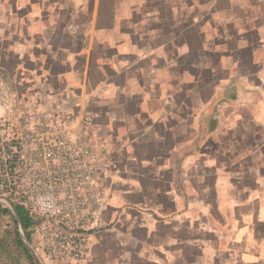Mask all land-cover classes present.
<instances>
[{
  "label": "crops",
  "instance_id": "1",
  "mask_svg": "<svg viewBox=\"0 0 264 264\" xmlns=\"http://www.w3.org/2000/svg\"><path fill=\"white\" fill-rule=\"evenodd\" d=\"M29 106L98 167L83 264H264V0H0Z\"/></svg>",
  "mask_w": 264,
  "mask_h": 264
},
{
  "label": "built area",
  "instance_id": "2",
  "mask_svg": "<svg viewBox=\"0 0 264 264\" xmlns=\"http://www.w3.org/2000/svg\"><path fill=\"white\" fill-rule=\"evenodd\" d=\"M97 173L87 143L63 113L29 106L0 116V197L29 214L34 249L51 264L85 262Z\"/></svg>",
  "mask_w": 264,
  "mask_h": 264
},
{
  "label": "trees",
  "instance_id": "3",
  "mask_svg": "<svg viewBox=\"0 0 264 264\" xmlns=\"http://www.w3.org/2000/svg\"><path fill=\"white\" fill-rule=\"evenodd\" d=\"M15 209L17 211L18 219L20 221V225H21V228L23 230V233H24L26 239L29 242H31L29 231L33 226V222H32L33 220L22 207L15 205ZM1 214L10 215V212L6 207L0 205V215ZM11 246L14 248V250L16 252H18L20 255L24 256L26 258V260L29 262V264H34V262L32 261L30 255L28 254L24 245L20 241L16 232L14 233V238L12 239L10 245L5 241L4 237L0 236V254H4L6 257H8L10 264L12 262H13V264H17L15 261L14 255H12V253L10 251ZM20 255H18V257Z\"/></svg>",
  "mask_w": 264,
  "mask_h": 264
},
{
  "label": "rangeland",
  "instance_id": "4",
  "mask_svg": "<svg viewBox=\"0 0 264 264\" xmlns=\"http://www.w3.org/2000/svg\"><path fill=\"white\" fill-rule=\"evenodd\" d=\"M0 205L6 207L2 203H0ZM15 232L17 233L12 215L11 214L10 215L1 214L0 215V236L4 237L5 241L9 245L11 244V241L14 238V233ZM29 232H30V238H31L30 244L34 248L32 237H31V233H32L31 229H30ZM10 251H11L12 255H14L15 261H16L17 264H29V262L26 260V258L24 256L20 255L18 252H16L12 246H11ZM36 254L39 257V259L41 261V264H48V262L46 260H44V258L42 256H40V254L38 252H36ZM18 255H20V256L18 257ZM85 262H86V260H85ZM0 264H10V261H9L8 257H6L4 254H0ZM11 264H13V262ZM34 264H35V262H34Z\"/></svg>",
  "mask_w": 264,
  "mask_h": 264
},
{
  "label": "water",
  "instance_id": "5",
  "mask_svg": "<svg viewBox=\"0 0 264 264\" xmlns=\"http://www.w3.org/2000/svg\"><path fill=\"white\" fill-rule=\"evenodd\" d=\"M0 203L4 204L7 207V209L9 210L10 214L12 215L18 237H19L20 241L22 242V244L24 245L27 252L29 253L32 260L35 262V264H41V261H40L39 257L37 256L34 248L30 244V242L26 239V237L23 233V230L21 228L20 221L18 219L17 211L15 209L14 204L9 199L4 198V197H0Z\"/></svg>",
  "mask_w": 264,
  "mask_h": 264
}]
</instances>
